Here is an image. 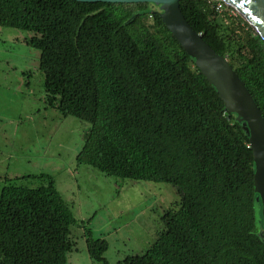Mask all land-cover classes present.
Masks as SVG:
<instances>
[{"label": "trees", "instance_id": "16d2710c", "mask_svg": "<svg viewBox=\"0 0 264 264\" xmlns=\"http://www.w3.org/2000/svg\"><path fill=\"white\" fill-rule=\"evenodd\" d=\"M180 9L264 116V41L220 0H180ZM158 11L152 2L0 0V26L27 31L23 42L39 50L44 106L90 124L77 164L177 189L152 245L116 264H264L246 124L225 109ZM26 178L41 185L0 190V264H68L77 249L70 205L52 176ZM84 236L91 264H109L107 240L89 228Z\"/></svg>", "mask_w": 264, "mask_h": 264}, {"label": "rangeland", "instance_id": "374dc122", "mask_svg": "<svg viewBox=\"0 0 264 264\" xmlns=\"http://www.w3.org/2000/svg\"><path fill=\"white\" fill-rule=\"evenodd\" d=\"M28 35L0 26V190L6 183L41 185L39 178L26 176L53 177L77 220L71 226L77 249L67 254L68 264H91L87 228L92 237L107 240L109 264L144 253L164 228V211L179 200L176 187L105 176L76 163L90 124L44 106L39 50L23 42Z\"/></svg>", "mask_w": 264, "mask_h": 264}, {"label": "water", "instance_id": "95a60500", "mask_svg": "<svg viewBox=\"0 0 264 264\" xmlns=\"http://www.w3.org/2000/svg\"><path fill=\"white\" fill-rule=\"evenodd\" d=\"M79 2H152L159 6V17L195 66L223 100L225 109L244 121L254 162L253 185L261 202L264 222V116L227 59L216 52L185 19L180 0H76ZM249 24L264 41V0H221Z\"/></svg>", "mask_w": 264, "mask_h": 264}, {"label": "built area", "instance_id": "2783aa9c", "mask_svg": "<svg viewBox=\"0 0 264 264\" xmlns=\"http://www.w3.org/2000/svg\"><path fill=\"white\" fill-rule=\"evenodd\" d=\"M221 1V0H220ZM223 2V1H222ZM224 3V2H223ZM225 4V3H224ZM226 5V4H225ZM228 6V5H227ZM216 8L222 9V4L221 3H216Z\"/></svg>", "mask_w": 264, "mask_h": 264}]
</instances>
